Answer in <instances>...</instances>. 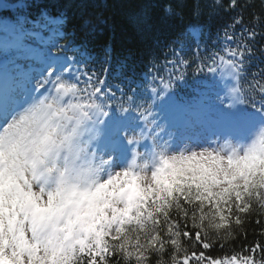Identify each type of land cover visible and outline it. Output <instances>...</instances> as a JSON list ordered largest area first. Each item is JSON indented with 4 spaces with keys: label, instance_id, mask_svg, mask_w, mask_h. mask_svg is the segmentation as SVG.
Wrapping results in <instances>:
<instances>
[{
    "label": "snow or ice",
    "instance_id": "1",
    "mask_svg": "<svg viewBox=\"0 0 264 264\" xmlns=\"http://www.w3.org/2000/svg\"><path fill=\"white\" fill-rule=\"evenodd\" d=\"M24 7L16 8L21 14L14 18L22 53L30 36L42 28L63 35L31 65L19 62L10 77L0 69V127L34 98L38 80H83L91 82L97 96L104 93L115 101L114 113L117 105L127 108L124 116H113L110 127L117 133L124 128L139 131L137 143L145 149L134 158L124 139L111 136L104 149L115 158H101L99 166L93 162L86 169L92 173L107 167L113 189L103 206L112 209L111 215L90 214L95 238L80 249L83 264H264V0L259 15L248 22L240 0H229V11L235 14L219 27V0H172L158 17L161 24L179 28L164 59L158 56L159 39L145 26L119 57V75L109 47L95 59L81 55L99 43L107 20L82 15V23L69 32L66 13L41 9L28 16L22 14ZM152 7L142 6L138 24L151 18ZM93 61H99L100 71L88 67ZM110 78L121 81L115 91ZM221 93L243 96L249 103L226 108L218 102ZM42 144L29 160L34 179L52 172L47 163L52 146L47 137ZM193 148L203 151L191 152ZM117 168L124 171L113 175ZM21 174L18 165L10 170L0 161V264H67V237L40 239L45 219L37 195L29 191L26 201L10 199L14 184L22 191ZM21 212L32 220L31 239L23 228L11 226L20 222ZM101 221L107 228L96 227Z\"/></svg>",
    "mask_w": 264,
    "mask_h": 264
},
{
    "label": "clouds",
    "instance_id": "2",
    "mask_svg": "<svg viewBox=\"0 0 264 264\" xmlns=\"http://www.w3.org/2000/svg\"><path fill=\"white\" fill-rule=\"evenodd\" d=\"M169 7L170 4H166L165 10ZM75 27L76 25H72V29ZM89 53L93 59L102 55L100 51ZM111 55L116 74L119 75L120 56L113 52ZM64 87L73 88L75 91L65 93ZM33 97L0 127V161L8 164L10 170L17 165L22 169L18 181L22 191L17 190L14 184L9 197L11 199L18 196L23 202L28 199L25 193H35L38 197L36 202L43 206L41 215L45 219L40 228V239L53 234L60 239L67 237L65 250L71 258L67 264H83L80 249L93 244L95 238L89 221H94L102 213L111 215L112 209L103 206L113 189V184L107 183V167H100L99 171L92 173H88L86 169L93 162L95 166H99L101 158L107 161L115 158V154L104 149L105 141L109 137L118 135L124 139L131 147L134 158L137 154L140 157L144 155L145 149L139 148L137 143L142 138L139 131L134 133L124 128L117 133L110 127L113 116H124L127 108L122 109L117 105L114 113L112 105L115 101L108 100L104 93L97 96L91 82L80 80L77 83L57 79L54 84H47L46 80L44 83L38 80ZM218 102L233 109L249 103L243 96L228 94L221 95ZM45 137L52 146L47 155L48 167L52 168V172L47 178L34 179L32 172L28 170L31 166L29 160L38 146L43 147L42 141ZM201 151L203 149L200 148L191 150L196 153ZM191 152L184 154L191 155ZM123 171L124 168L114 169L113 175ZM144 174L150 177L149 172ZM93 212L95 217L90 215ZM19 219L20 222L13 221L11 226L17 230L23 228L31 239L32 220L25 219L24 212L20 213ZM102 225L107 228L103 221L96 224V227Z\"/></svg>",
    "mask_w": 264,
    "mask_h": 264
},
{
    "label": "trees",
    "instance_id": "3",
    "mask_svg": "<svg viewBox=\"0 0 264 264\" xmlns=\"http://www.w3.org/2000/svg\"><path fill=\"white\" fill-rule=\"evenodd\" d=\"M202 3H210L212 0H201ZM152 4L151 18L147 19L144 24H138V17L144 11L142 6ZM242 7L245 8V21L248 22L253 18V15H259V9L262 0H240ZM26 5L24 7V5ZM166 4H172V0H15L11 6L5 9H0V20L5 19L8 22L15 23L14 18L20 15L16 11L17 7H24L22 14L28 16H36L41 9H47L51 14L56 15L61 12L66 13L70 17L67 25V30L72 31V25L82 23L80 17L82 15L95 19L100 17L107 20L108 23L102 26L99 43L92 46V52H97L111 46L113 53L121 56L126 49L131 47L136 38H138L140 29L147 26L151 30V35L159 39L161 48L158 49V56L164 59V53L167 52V44L179 31L176 25L161 24L158 17L163 13V8ZM223 11L216 17V25L224 26L231 22V16L235 13L229 11V0H219ZM239 11V9L237 10ZM190 17H185V23ZM259 31V29H257ZM58 31V30H57ZM60 37L63 32L58 31ZM65 43V41H61ZM72 56L74 53L69 52ZM82 56H89L90 53L85 51ZM264 66V65H262ZM88 67L95 71L101 70L99 61L91 62ZM256 71V68L252 69ZM115 91V84L121 83L119 79H111ZM186 91V90H182ZM248 241L253 239L252 230L249 229ZM241 242H238L235 247L237 251L241 249ZM245 249L247 245H244Z\"/></svg>",
    "mask_w": 264,
    "mask_h": 264
},
{
    "label": "rangeland",
    "instance_id": "4",
    "mask_svg": "<svg viewBox=\"0 0 264 264\" xmlns=\"http://www.w3.org/2000/svg\"><path fill=\"white\" fill-rule=\"evenodd\" d=\"M5 1H7V2H9L11 4L15 2V0H5ZM10 27L13 28V25H11ZM16 34H17V32H16ZM43 38L45 40H47V46L44 48V50H47V48L49 47V45L52 42H55V41H58L59 40V33L56 32L53 28H50L48 30L47 35H41V33L39 31H37L34 34H32V39H35L36 41L37 40H41ZM28 54L29 53H22V52L15 53V54H7V52L3 51V52H0V63H6V62L10 63V65H8V71H10L12 73V71L14 70V68L16 66H18V63L19 62H21V63L28 62L31 65V63H32V61L34 59L32 58L31 61H28L29 60L28 59ZM31 54H29V55H31ZM11 69H13V70L11 71ZM223 94L224 93H221V95H223Z\"/></svg>",
    "mask_w": 264,
    "mask_h": 264
},
{
    "label": "bare ground",
    "instance_id": "5",
    "mask_svg": "<svg viewBox=\"0 0 264 264\" xmlns=\"http://www.w3.org/2000/svg\"><path fill=\"white\" fill-rule=\"evenodd\" d=\"M8 33V32H7ZM7 33L6 32H4V33H2V34H0V41H4V38H5V36L7 35ZM18 40V36H16L15 37V40H13V41H17ZM29 53H30V51H32V54L31 55H29L28 54V61H31L32 60V58L34 59V57H36V59L39 57V56H37L38 55V52H36V50H33L32 48H29V49H26ZM36 52V53H35ZM37 54V55H36ZM33 56V57H32ZM27 63V62H26ZM8 65H10V63H8V62H6V63H2V64H0V69H3V71H4V73L5 74H7L9 77L11 76V72H8ZM13 69H11V71H12ZM13 72V71H12Z\"/></svg>",
    "mask_w": 264,
    "mask_h": 264
},
{
    "label": "water",
    "instance_id": "6",
    "mask_svg": "<svg viewBox=\"0 0 264 264\" xmlns=\"http://www.w3.org/2000/svg\"><path fill=\"white\" fill-rule=\"evenodd\" d=\"M10 3L5 0H0V9H3L6 6H9Z\"/></svg>",
    "mask_w": 264,
    "mask_h": 264
}]
</instances>
